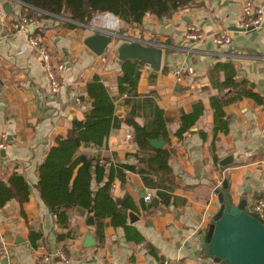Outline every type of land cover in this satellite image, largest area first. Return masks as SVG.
Wrapping results in <instances>:
<instances>
[{
	"label": "crops",
	"instance_id": "0c3cea01",
	"mask_svg": "<svg viewBox=\"0 0 264 264\" xmlns=\"http://www.w3.org/2000/svg\"><path fill=\"white\" fill-rule=\"evenodd\" d=\"M246 2L261 8L263 22L242 30L249 18L243 12ZM0 6V139L5 136L0 181L9 186V178L18 175L30 187L27 202L13 198L0 206V238L9 243V254L0 255V264H162L176 259L216 264L201 252V238L219 208L216 190L226 179L235 203L247 197L248 211L264 195V0H195L161 20L145 16L143 32L134 41L162 48L160 69L136 60L138 83L122 94L117 89L122 60L111 49L98 57L83 45L86 36L74 33L62 20L29 12V33L36 32L33 37L64 67L57 73L59 88L52 92L42 59L28 43L30 35L12 28L25 16L20 3L0 0ZM188 25H195L203 39H186ZM217 33H226L230 43H213ZM224 70L233 72L235 83L246 82L261 102L242 98L222 108L227 126L217 132L212 152V105L232 93ZM94 76L114 104L111 130L102 148L81 146L78 154L99 157V164H106L112 200L125 214L103 219L101 240L95 221L86 225L89 216L82 208L67 211L66 228L56 223L53 209L36 188L49 149L67 134L73 120L84 118L90 103L86 84ZM198 103L202 114L178 136L180 117ZM157 110L166 137L150 140L161 139L163 145L140 148L125 120L151 132ZM160 150L168 155L162 165ZM227 156L232 162L222 172L219 161ZM100 186L92 178V191ZM87 232L96 242L93 248L83 247ZM31 235L38 240L36 247ZM57 250L67 261L56 256Z\"/></svg>",
	"mask_w": 264,
	"mask_h": 264
},
{
	"label": "trees",
	"instance_id": "16d2710c",
	"mask_svg": "<svg viewBox=\"0 0 264 264\" xmlns=\"http://www.w3.org/2000/svg\"><path fill=\"white\" fill-rule=\"evenodd\" d=\"M20 3L25 16L31 12L38 18H50V16L67 17L69 20L87 25L95 15L112 14L121 23V30L129 27H143V21L148 14L157 20L167 18L169 15L193 4L195 0H14ZM69 29H76L74 25H66ZM36 31V30H35ZM30 36L36 32L29 33ZM137 66L136 60H124L121 63V74L117 78V89L119 93H125L128 88L135 87L138 78L134 75ZM227 84L232 93L215 99L214 110V134L211 150L216 149L217 132L226 130L227 120L222 108L242 98H250L261 102L258 95L254 94L246 82L235 83L233 72L224 70ZM236 90V91H235ZM86 95L90 103L86 108V114L82 120H73L67 134L58 139L56 145L51 147L45 159L39 166V178L36 185L39 196L47 203L56 217V223L67 227V211L76 207L86 210L88 216L95 221V233L101 240L100 229L103 219L107 216L125 217L112 200L110 190L112 177L106 171V164H99L100 158L78 154L81 146L100 149L107 140L112 124L114 104L108 93V89L102 84L99 76L86 84ZM161 110L156 111L154 126L151 132L145 130L132 120L125 121L134 130V141L140 148H150L149 140L166 137L165 123L161 117ZM202 114L201 104L193 106L190 113L180 117V130L178 136L192 127ZM201 136L205 138L204 133ZM161 165L167 161L166 151L157 152ZM214 162L217 163L214 156ZM75 172V175H74ZM107 173V180L104 176ZM74 178L72 179V177ZM92 178L97 187L94 192L91 189ZM103 182V183H102ZM9 186L0 181V206L9 200L16 198L20 203L29 199L30 187L23 177L12 175L8 181ZM126 209V206H122ZM121 208V207H120ZM122 223V222H120ZM33 246H37L36 238L30 236ZM61 236H58L60 239Z\"/></svg>",
	"mask_w": 264,
	"mask_h": 264
},
{
	"label": "water",
	"instance_id": "95a60500",
	"mask_svg": "<svg viewBox=\"0 0 264 264\" xmlns=\"http://www.w3.org/2000/svg\"><path fill=\"white\" fill-rule=\"evenodd\" d=\"M114 36L112 32L98 30L85 37L83 45L94 55L100 57L106 53ZM117 53L119 60H139L155 71L160 69L162 48L154 45L133 40L122 44ZM149 143L154 148H160L163 140H150ZM0 155L4 156L3 150L0 151ZM231 162V156L220 160V170L224 172ZM216 196L219 208L212 216L208 229L201 238L203 256L216 264H264V219L246 209L247 197L245 195L239 199L238 203L234 202L226 179L216 190ZM130 218L132 221V217ZM86 225H94L92 216L88 217ZM95 246L96 242L92 233L87 232L83 247L93 248Z\"/></svg>",
	"mask_w": 264,
	"mask_h": 264
},
{
	"label": "built area",
	"instance_id": "2783aa9c",
	"mask_svg": "<svg viewBox=\"0 0 264 264\" xmlns=\"http://www.w3.org/2000/svg\"><path fill=\"white\" fill-rule=\"evenodd\" d=\"M19 3V2H18ZM243 12L245 16H248V20L241 25L243 29H251L259 27L263 22V16H262V10L260 7H256L252 5L250 2H246L243 6ZM4 15V11L0 6V16ZM110 14H107V16ZM146 16H149L148 14ZM57 19L63 20L62 17L54 16ZM31 26L30 19L26 16H23L19 19L18 22L12 24L13 30L24 32L29 34V28ZM117 27V26H116ZM102 31V30H100ZM186 39L190 41H199L202 40L204 35L200 32V30L195 25H188L186 29ZM212 41L215 44L220 45H227L230 43V38L226 33H217L215 35H212ZM28 43L30 46H32L34 49H36L38 55L42 59V63L44 66V69L47 73V77L50 81V87L52 92H56L59 88V84L57 81V73L63 70V65L60 63H56L53 58L51 57L50 53L47 51V49L39 43V40L33 36H29ZM191 72V69L188 70ZM179 72L175 71L174 76H178ZM79 102V100H78ZM4 138L5 136H2L0 139V150L4 149ZM127 138H130L128 135ZM101 163V162H100ZM149 196H145L144 200L148 201ZM255 213L258 217L264 219V195L261 197H258L254 200L252 205V211ZM9 254V243L7 239L2 236L0 238V255L7 256ZM56 256H58L62 261H67L66 255L60 251L57 250L55 252ZM44 260H48V257H46ZM162 264H186L185 262L176 259L174 261H164Z\"/></svg>",
	"mask_w": 264,
	"mask_h": 264
},
{
	"label": "rangeland",
	"instance_id": "374dc122",
	"mask_svg": "<svg viewBox=\"0 0 264 264\" xmlns=\"http://www.w3.org/2000/svg\"><path fill=\"white\" fill-rule=\"evenodd\" d=\"M104 18H107V14H98L95 15L92 20L87 24L83 25L74 21L69 20L67 17H64L62 20V24L65 25H74L77 28L73 31L74 33H77L81 37L88 36L93 34L94 32L98 30L102 31H109L115 34L114 37H112V41L108 46V49H111L113 55L118 56L117 50L118 48L124 44L129 43L134 40V38L138 37L137 35H141V32H143V29L141 27H129L125 31L121 30V23L120 21L115 18L117 21V27L114 30H108L104 27H102V20Z\"/></svg>",
	"mask_w": 264,
	"mask_h": 264
},
{
	"label": "bare ground",
	"instance_id": "6f19581e",
	"mask_svg": "<svg viewBox=\"0 0 264 264\" xmlns=\"http://www.w3.org/2000/svg\"><path fill=\"white\" fill-rule=\"evenodd\" d=\"M117 21L115 18L111 15H108L107 18H104L102 20V27L108 29V30H114L117 26Z\"/></svg>",
	"mask_w": 264,
	"mask_h": 264
}]
</instances>
